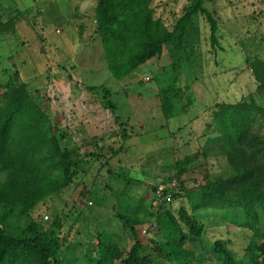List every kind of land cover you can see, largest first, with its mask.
<instances>
[{
  "label": "rangeland",
  "instance_id": "obj_1",
  "mask_svg": "<svg viewBox=\"0 0 264 264\" xmlns=\"http://www.w3.org/2000/svg\"><path fill=\"white\" fill-rule=\"evenodd\" d=\"M191 1L151 0V6L156 18L173 30ZM93 3L0 0V24L17 22L14 34L0 33V95L18 71L51 121L52 132L65 136L63 146L79 151L82 157L88 151L103 157L94 165L83 164L87 175L80 173L76 183L41 206L37 216L44 215L49 225L48 208L61 213L63 250L70 248L73 258L84 264L88 250L97 247L99 235L130 251L132 233L116 212L138 220L140 237L147 241L158 235L157 229L155 233L150 230L154 218L149 213L170 214L179 220L180 209L185 208L205 229L202 243L195 245L197 256L205 255L206 264H222L214 253V244L222 241L240 260L249 245V232L225 221L222 210L193 214L185 191L203 184L206 176L230 175L226 158L208 144L218 135L213 120L216 106L250 98L264 105V94H258L247 63L248 59L264 60V0H205L204 7L219 26V46L211 45L206 19L196 17L200 42L191 60L183 57L177 63L176 87L183 99L170 120L163 115L160 91L165 69L173 68L171 53L166 50L133 76L115 80L95 36ZM102 89L111 93L115 115ZM110 149L121 151L111 163L107 160L113 155ZM187 160L185 173L179 175L177 161ZM5 179L0 173V182ZM174 179L178 182L175 200L163 208L151 205V187L167 188Z\"/></svg>",
  "mask_w": 264,
  "mask_h": 264
},
{
  "label": "trees",
  "instance_id": "obj_2",
  "mask_svg": "<svg viewBox=\"0 0 264 264\" xmlns=\"http://www.w3.org/2000/svg\"><path fill=\"white\" fill-rule=\"evenodd\" d=\"M96 1L97 36L115 80L133 76L139 68L163 56L166 50L171 53L173 68L165 69L160 91L163 115L170 120L176 104L183 99L176 87L177 63L183 57L191 60V53L200 42L196 17L206 19L211 45L219 46V26L204 7L205 0H192L173 30L156 18L151 0ZM16 23L10 20L0 24V33L14 34ZM247 63L258 94H264V60L248 59ZM102 92L115 115L116 107L109 100L111 93L105 89ZM213 120L218 135L208 144L216 146L226 158L230 175L206 176L203 184L185 191V197L193 214L222 210L225 221L249 232V245L240 260L224 242L214 244V253L222 258V264H264V105L254 98L236 104H218ZM50 122L28 84L15 72L0 95V173L6 175L5 181L0 182V264H81L70 254V248L63 250L59 238L63 230L61 213L48 208L52 220L47 225L44 215L37 216V212L71 188L80 173L87 175L83 164L94 165L103 157L94 151L82 157L79 151L63 146L65 136L52 132ZM126 134H123L124 140ZM110 150L113 155L107 159L109 162L124 147L121 146V151ZM187 163L188 160L177 161L179 175L185 173L183 167ZM169 187L162 190L173 192ZM158 189L151 187L154 196L151 205L163 208L170 202L159 203ZM115 215L132 233L130 251H123L111 239L105 240L99 235L97 247L88 250L84 264L207 263L206 256H197L195 250V245L202 243L204 226L185 208L180 209L179 220L170 214L149 213L154 218L150 230L157 231L158 235L150 236L147 241L140 237L138 220H128L118 212Z\"/></svg>",
  "mask_w": 264,
  "mask_h": 264
},
{
  "label": "built area",
  "instance_id": "obj_3",
  "mask_svg": "<svg viewBox=\"0 0 264 264\" xmlns=\"http://www.w3.org/2000/svg\"><path fill=\"white\" fill-rule=\"evenodd\" d=\"M178 182L176 179H174L170 184V190L173 191L177 188ZM156 198L158 199L159 203L163 202H171L173 200V192H165L162 189H158L156 193Z\"/></svg>",
  "mask_w": 264,
  "mask_h": 264
},
{
  "label": "crops",
  "instance_id": "obj_4",
  "mask_svg": "<svg viewBox=\"0 0 264 264\" xmlns=\"http://www.w3.org/2000/svg\"><path fill=\"white\" fill-rule=\"evenodd\" d=\"M93 1H94L93 4H95V5H94V15L96 16V7H97V6H96V2H97V1H96V0H93ZM85 9H86L85 6H82V11H83V12H86ZM95 26H96V17H95ZM81 27H82V25H81ZM95 30H96V35H95V36H97V26H96V29H95Z\"/></svg>",
  "mask_w": 264,
  "mask_h": 264
}]
</instances>
